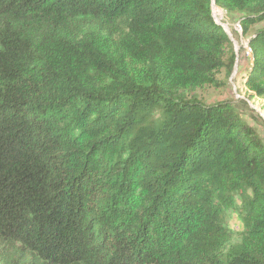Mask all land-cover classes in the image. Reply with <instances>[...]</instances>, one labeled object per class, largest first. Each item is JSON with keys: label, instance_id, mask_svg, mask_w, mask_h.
Returning a JSON list of instances; mask_svg holds the SVG:
<instances>
[{"label": "trees", "instance_id": "obj_1", "mask_svg": "<svg viewBox=\"0 0 264 264\" xmlns=\"http://www.w3.org/2000/svg\"><path fill=\"white\" fill-rule=\"evenodd\" d=\"M215 5L0 0V264H264V138L197 94L234 71L223 10L264 97V0Z\"/></svg>", "mask_w": 264, "mask_h": 264}, {"label": "rangeland", "instance_id": "obj_2", "mask_svg": "<svg viewBox=\"0 0 264 264\" xmlns=\"http://www.w3.org/2000/svg\"><path fill=\"white\" fill-rule=\"evenodd\" d=\"M221 9V8H220ZM239 15L230 16L226 11L222 10L219 21L223 25L229 27L228 31L234 38V49L236 52V61L234 71L231 76L226 77L225 73L219 74L221 80H226V84L220 88L214 86H206L198 89L197 94L207 103L218 101H232L241 112L242 117L256 128L258 134L264 138V97L256 95L246 85L247 71L250 68L253 57L252 53L248 54L247 44L248 36H244L241 31H236V25L240 24ZM241 25V24H240ZM264 26V21L254 25L253 29ZM249 46V45H248ZM227 225L235 232L239 233L243 230V224L240 217L231 211L226 214ZM238 239L234 237V241Z\"/></svg>", "mask_w": 264, "mask_h": 264}, {"label": "bare ground", "instance_id": "obj_3", "mask_svg": "<svg viewBox=\"0 0 264 264\" xmlns=\"http://www.w3.org/2000/svg\"><path fill=\"white\" fill-rule=\"evenodd\" d=\"M217 8V7H216ZM218 9V8H217ZM217 19V21L221 24V25H223L220 21H219V19L218 18H216ZM224 26V28H225V30L227 31V33H229L230 35H231V33L228 31V29H229V27L226 25H223ZM232 36V35H231ZM247 47H248V45H247ZM248 49H249V47H248ZM248 54H250V50H248V52H247Z\"/></svg>", "mask_w": 264, "mask_h": 264}, {"label": "built area", "instance_id": "obj_4", "mask_svg": "<svg viewBox=\"0 0 264 264\" xmlns=\"http://www.w3.org/2000/svg\"><path fill=\"white\" fill-rule=\"evenodd\" d=\"M213 7H214V13L220 14L219 11H218V9L216 8V6L214 5ZM235 28H236V31H238V25H236Z\"/></svg>", "mask_w": 264, "mask_h": 264}, {"label": "water", "instance_id": "obj_5", "mask_svg": "<svg viewBox=\"0 0 264 264\" xmlns=\"http://www.w3.org/2000/svg\"><path fill=\"white\" fill-rule=\"evenodd\" d=\"M215 5V0H213V6ZM216 6V5H215ZM229 34V33H228ZM230 35V34H229ZM231 36V35H230ZM232 37V36H231ZM233 38V37H232ZM234 41V38H233ZM235 44V43H234Z\"/></svg>", "mask_w": 264, "mask_h": 264}]
</instances>
